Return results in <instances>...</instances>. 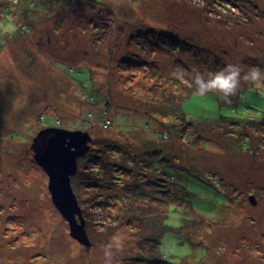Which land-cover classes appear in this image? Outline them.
<instances>
[{"label":"rangeland","instance_id":"obj_1","mask_svg":"<svg viewBox=\"0 0 264 264\" xmlns=\"http://www.w3.org/2000/svg\"><path fill=\"white\" fill-rule=\"evenodd\" d=\"M228 2L0 0V264H103L114 234L124 240L119 264L137 256L134 231L102 219L97 205L85 227L90 245L71 236L32 148L48 127L88 132L103 175L120 183L143 171L141 160L130 165L134 152L169 149L177 162L171 180L188 192L168 208L164 261L264 264V87L240 88L230 104L195 94L183 114L151 102L148 89L163 82L181 91L193 69L209 72L151 29L245 70L249 60L263 62L264 0ZM177 69L183 78L172 76Z\"/></svg>","mask_w":264,"mask_h":264},{"label":"trees","instance_id":"obj_2","mask_svg":"<svg viewBox=\"0 0 264 264\" xmlns=\"http://www.w3.org/2000/svg\"><path fill=\"white\" fill-rule=\"evenodd\" d=\"M228 1L233 3V0ZM224 4L223 2L219 4L222 13L226 11V7H221ZM233 8L234 10L240 9L238 3ZM149 33L158 38V40L161 37L166 38L169 48L174 53L187 51L190 54L192 52L193 57H198L204 63L205 68L209 69V72L218 71L229 64V62L221 60L215 54H213V57L210 54L201 55V48L192 45L188 39H179L171 33H164L162 30L158 32V30L151 29L147 31V34ZM159 43L161 42L157 44L159 45ZM137 58L139 59V57ZM125 60V65H135L133 63L135 59L126 58ZM140 62L141 59L137 61L138 64ZM249 66L264 70V60L263 62H260L258 58L254 61L249 60ZM188 81L191 83L190 78ZM243 86L248 87L244 89ZM90 87L92 88L93 86ZM176 87L167 86L163 82L151 85L148 88L150 95H152L150 96L151 102L158 103L173 113L183 114V104L195 95V88L192 84H187L181 91L177 90ZM249 87L252 86L244 83L241 86V90L246 92L250 89ZM258 91L253 88L251 92L258 94ZM213 95L217 97V94ZM100 99L99 97L97 101H100ZM156 113L159 114L158 112ZM145 117L155 120L154 116L151 115H146ZM111 124L112 122H110V126ZM164 125L169 131H172L174 126L173 122H168ZM168 151V148L160 147V149L148 152H134L130 165L135 167V164L141 160L140 165L143 171H140L139 179L136 178L127 184V182L120 183L118 181L120 179L119 176H112L109 179L105 178L109 173H104V176L103 172L105 169L98 167L101 161V152L91 149L85 156L80 158L78 172L72 177V186L83 210L86 223H90V212L97 205L101 209L100 217L102 216V219L108 218L111 224H115L120 229L129 228L134 231L132 237L137 256H135L133 264H170L162 259V239L165 233L169 231V227L165 225V219L167 218L169 206L183 202L182 195L188 191L183 181L176 183L171 180L173 172L177 169V162L176 158L171 156ZM184 170L187 171L188 169L181 168L180 172L183 173ZM119 188L122 190V195L111 193V195L106 197L100 196V189L119 190Z\"/></svg>","mask_w":264,"mask_h":264},{"label":"water","instance_id":"obj_3","mask_svg":"<svg viewBox=\"0 0 264 264\" xmlns=\"http://www.w3.org/2000/svg\"><path fill=\"white\" fill-rule=\"evenodd\" d=\"M88 132L48 127L38 133L32 146L35 159L49 177L52 201L69 223L71 236L81 244L90 245L83 210L72 186L79 160L91 150ZM254 200V197H252Z\"/></svg>","mask_w":264,"mask_h":264},{"label":"clouds","instance_id":"obj_4","mask_svg":"<svg viewBox=\"0 0 264 264\" xmlns=\"http://www.w3.org/2000/svg\"><path fill=\"white\" fill-rule=\"evenodd\" d=\"M182 69L172 72L173 77L183 78ZM191 83L195 88V94L206 97L210 93L217 94L224 103L230 104L242 83H247L256 88L264 87V70L252 67L245 70L240 65L227 64L215 72L202 73L196 69L190 74ZM124 248V240L119 234H114L103 245V264H119L117 254Z\"/></svg>","mask_w":264,"mask_h":264},{"label":"built area","instance_id":"obj_5","mask_svg":"<svg viewBox=\"0 0 264 264\" xmlns=\"http://www.w3.org/2000/svg\"><path fill=\"white\" fill-rule=\"evenodd\" d=\"M106 126H107V127L110 126V123H108Z\"/></svg>","mask_w":264,"mask_h":264}]
</instances>
